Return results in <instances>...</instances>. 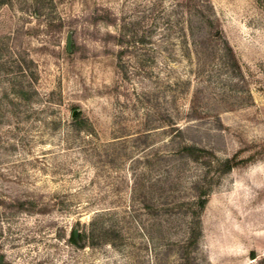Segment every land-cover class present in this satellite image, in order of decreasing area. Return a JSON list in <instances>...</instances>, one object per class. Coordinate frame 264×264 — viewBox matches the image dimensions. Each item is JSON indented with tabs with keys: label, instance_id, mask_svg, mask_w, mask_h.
I'll use <instances>...</instances> for the list:
<instances>
[{
	"label": "rangeland",
	"instance_id": "374dc122",
	"mask_svg": "<svg viewBox=\"0 0 264 264\" xmlns=\"http://www.w3.org/2000/svg\"><path fill=\"white\" fill-rule=\"evenodd\" d=\"M262 256L264 0H0V264Z\"/></svg>",
	"mask_w": 264,
	"mask_h": 264
},
{
	"label": "trees",
	"instance_id": "16d2710c",
	"mask_svg": "<svg viewBox=\"0 0 264 264\" xmlns=\"http://www.w3.org/2000/svg\"><path fill=\"white\" fill-rule=\"evenodd\" d=\"M95 19L96 20H101L102 17L96 16ZM110 21L111 20H109V22ZM65 52L67 54H71L72 55L75 52V49L71 48L70 51H68L67 46H65ZM183 149L188 152L187 155H189V156H193L194 155V154H192L193 153V149H195L193 146H183ZM237 155H238V153H234L233 155H231L230 157L226 158L223 161L222 169H221L222 172L231 171L234 167H236L240 163H243V162L246 161V159L237 158L238 157ZM205 203H206V196H205V193H202V194H200V196L198 197V200H197L198 208L202 209V207L205 205ZM72 241L77 244V240H75V238H73ZM251 258H255L254 252H251ZM255 264H264V256H262L261 258L257 259Z\"/></svg>",
	"mask_w": 264,
	"mask_h": 264
},
{
	"label": "water",
	"instance_id": "95a60500",
	"mask_svg": "<svg viewBox=\"0 0 264 264\" xmlns=\"http://www.w3.org/2000/svg\"><path fill=\"white\" fill-rule=\"evenodd\" d=\"M71 43H72L71 34L69 33L67 36V42H66L68 51H70L71 49ZM75 113H76V110H73L72 115L74 116ZM73 235H74L75 240H77V230L76 229L73 230Z\"/></svg>",
	"mask_w": 264,
	"mask_h": 264
}]
</instances>
